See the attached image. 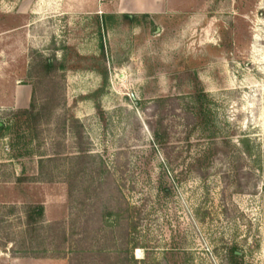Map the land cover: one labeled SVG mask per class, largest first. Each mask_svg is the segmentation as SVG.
<instances>
[{"label": "rangeland", "instance_id": "rangeland-1", "mask_svg": "<svg viewBox=\"0 0 264 264\" xmlns=\"http://www.w3.org/2000/svg\"><path fill=\"white\" fill-rule=\"evenodd\" d=\"M0 125V264L58 253L45 202L122 264H264V0H0Z\"/></svg>", "mask_w": 264, "mask_h": 264}, {"label": "trees", "instance_id": "trees-1", "mask_svg": "<svg viewBox=\"0 0 264 264\" xmlns=\"http://www.w3.org/2000/svg\"><path fill=\"white\" fill-rule=\"evenodd\" d=\"M137 16L134 14H124V18L128 19L129 21H133ZM57 63H52L50 58H43L40 60V68L44 71H51L56 67ZM193 96L195 99L196 107L193 108L195 112H192L191 119L199 126H202L204 130H209L213 127L212 119L210 114L208 113L209 104L207 102L208 95L203 90V88L200 86L199 82H194V91ZM168 101H173V99H166V98H160L156 101H154V106L156 109H158L159 106L167 105L165 108L168 112L175 111L176 106L175 105H168ZM165 112V110H164ZM22 113H30L29 109L23 110ZM161 125H162V131H157V129L153 128L154 136L156 140L159 143L164 144L165 141L162 137V132H164L163 127V115L161 119ZM210 126V127H209ZM2 126L0 125V130ZM164 130V131H163ZM212 135L214 137L213 129ZM81 139V136L79 137ZM79 154L70 156L72 157V160L77 161H83L87 157H90L89 150L85 148L84 146H80L79 148ZM61 155V154H60ZM49 182H52V180H48ZM69 185V195H73V186L74 182L73 180L68 181ZM27 217V225L28 228H33L34 225H39L43 230L49 231L50 234H47L50 238L51 243H58L56 246L57 248V254H45L41 256L36 257H63L67 258L69 261V264H122L120 263V260L117 262L113 261L112 258L118 260L120 257V254H117L115 257H112L107 249L105 247L99 246L97 249H94L93 243L95 242L97 236H100L103 232V226L98 224H94L91 222V220H87L84 223H82L79 226V230H76L77 221H55L51 222V224L43 226L44 224V206L42 204H37L35 206L29 207V210L26 212ZM35 230V229H34ZM113 238H116V236L119 238L120 235L117 230L115 231L113 228L108 231ZM80 233V235H84V238L82 240L76 238V236ZM117 234V235H116ZM92 236V237H91ZM45 240V239H41ZM94 241V242H93ZM85 242V245L82 246V244ZM91 242V243H90ZM93 242V243H92ZM81 245V246H80ZM60 247V248H59ZM69 251L70 253L61 252V251ZM53 249H49V251ZM48 251V250H45ZM232 256L236 257V254L232 253ZM127 259V258H126ZM236 259H234L235 261ZM109 261V262H108ZM113 261V262H110ZM126 260H124L123 264Z\"/></svg>", "mask_w": 264, "mask_h": 264}, {"label": "crops", "instance_id": "crops-1", "mask_svg": "<svg viewBox=\"0 0 264 264\" xmlns=\"http://www.w3.org/2000/svg\"><path fill=\"white\" fill-rule=\"evenodd\" d=\"M57 201H59L57 199ZM45 206H46V209L44 210V213L46 215V217L48 216L49 217V211H48V204L47 202L44 203ZM58 206H60V204H58ZM60 210V208H59ZM63 215H61L60 217H62ZM47 217V218H48ZM58 215L57 217H54L53 219H56V218H60ZM51 218V219H49ZM48 220H53L52 217H49ZM31 261H33L31 264H69V261L67 258H63V257H36V258H30Z\"/></svg>", "mask_w": 264, "mask_h": 264}, {"label": "bare ground", "instance_id": "bare-ground-1", "mask_svg": "<svg viewBox=\"0 0 264 264\" xmlns=\"http://www.w3.org/2000/svg\"><path fill=\"white\" fill-rule=\"evenodd\" d=\"M138 253L140 254V250H138ZM140 256V255H139Z\"/></svg>", "mask_w": 264, "mask_h": 264}]
</instances>
